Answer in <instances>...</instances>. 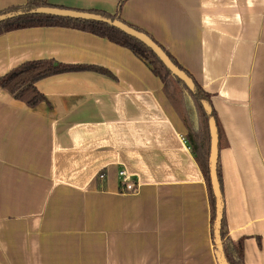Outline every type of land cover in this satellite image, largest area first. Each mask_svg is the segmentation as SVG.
Masks as SVG:
<instances>
[{"label":"crops","instance_id":"1","mask_svg":"<svg viewBox=\"0 0 264 264\" xmlns=\"http://www.w3.org/2000/svg\"><path fill=\"white\" fill-rule=\"evenodd\" d=\"M118 1L49 3L115 14ZM26 3L0 0V13ZM120 17L211 95L229 237L243 240L244 264H264V0H128ZM39 60L110 75L43 79L34 108L0 88V264H219L206 183L162 81L88 32L0 36V78Z\"/></svg>","mask_w":264,"mask_h":264},{"label":"trees","instance_id":"2","mask_svg":"<svg viewBox=\"0 0 264 264\" xmlns=\"http://www.w3.org/2000/svg\"><path fill=\"white\" fill-rule=\"evenodd\" d=\"M128 0H119L117 11L115 14L107 13L102 10L85 11L102 18L114 21L116 19L124 22L121 17V11ZM40 7H56L49 3V0H27L26 5L21 7H13L2 14L12 12L28 13L31 10ZM62 8V7H58ZM64 9V8H63ZM66 9V8H65ZM126 23V22H124ZM128 24V23H127ZM130 25V24H128ZM134 29L146 33L151 37L170 57V59L183 70L194 82V89L189 90L187 86L162 64L157 56L148 49L140 41L128 36L122 31L116 29L111 24L99 21L74 20L68 18H58L45 15L25 14L3 23H0V36L8 32L38 28V27H63L76 29L91 33L98 37L109 40L110 42L130 50L137 58H139L163 83V91L173 109L178 114L180 120L184 124L187 135L186 141L191 150V153L196 161L206 183L210 212H211V227L212 237L215 243L214 222H215V198L212 191L210 172H209V154H210V132L209 119L214 117L217 123L219 132V148L226 146V138L221 127L218 115L213 108L211 95L206 92L202 86L196 81L178 61L150 34L141 28L130 25ZM83 70H96L102 74L110 75L106 70L84 66H73L59 63L55 60H39L26 62L8 74L0 78V88L10 93L16 100L25 103L27 106L34 108L40 103L46 101L45 96L37 89L36 84L48 77L63 73L77 72ZM208 103L211 107V113H208L203 104ZM194 115L196 118H194ZM218 175L223 193V176L218 162ZM102 176V177H101ZM101 183H105L106 174L101 173L99 176ZM104 185V184H103ZM101 187V186H100ZM221 239L224 254L229 264H244V244L243 240L233 242L229 237L226 217L224 214L221 228ZM216 245V244H215ZM217 250V248H216Z\"/></svg>","mask_w":264,"mask_h":264},{"label":"water","instance_id":"3","mask_svg":"<svg viewBox=\"0 0 264 264\" xmlns=\"http://www.w3.org/2000/svg\"><path fill=\"white\" fill-rule=\"evenodd\" d=\"M45 15L52 16L58 18H68L74 20H87V21H99L111 24L116 29L122 31L128 36L140 41L144 44L148 49H150L157 58L162 62V64L171 72V74L177 77L180 81H182L189 90L194 89L193 80L183 71L181 70L167 55V53L146 33L138 31L124 23L118 19L111 21L105 18H102L99 15H95L85 11L72 10V9H63L58 7H40L34 10L29 11L28 13L23 12H12L7 14L0 15V23L8 21L10 19L25 15ZM205 110L208 113H211V107L208 103L203 104ZM209 132L211 138L210 144V154H209V172H210V180L213 195L215 198V222H214V235H215V244H216V256L219 264H229L226 256L224 254L222 239H221V228L222 221L224 217V196L221 190V185L219 181L218 175V162H219V132L217 123L214 117L209 119Z\"/></svg>","mask_w":264,"mask_h":264},{"label":"built area","instance_id":"4","mask_svg":"<svg viewBox=\"0 0 264 264\" xmlns=\"http://www.w3.org/2000/svg\"><path fill=\"white\" fill-rule=\"evenodd\" d=\"M119 177L121 178L122 184L124 185L125 188H127L130 191H134L135 190L136 187H135L134 183H131L129 181L127 175L124 172H120L119 173Z\"/></svg>","mask_w":264,"mask_h":264},{"label":"rangeland","instance_id":"5","mask_svg":"<svg viewBox=\"0 0 264 264\" xmlns=\"http://www.w3.org/2000/svg\"><path fill=\"white\" fill-rule=\"evenodd\" d=\"M175 111V110H174ZM176 112V111H175ZM177 114V113H176ZM178 115V114H177ZM179 117V116H178ZM194 118H196V116L194 115ZM186 129V128H185ZM186 135H187V130H186Z\"/></svg>","mask_w":264,"mask_h":264}]
</instances>
